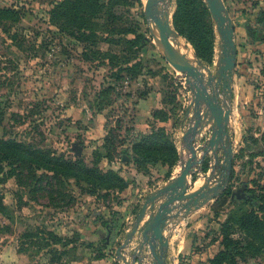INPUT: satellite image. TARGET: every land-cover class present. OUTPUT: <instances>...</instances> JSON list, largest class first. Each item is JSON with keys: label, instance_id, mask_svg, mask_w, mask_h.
<instances>
[{"label": "rangeland", "instance_id": "374dc122", "mask_svg": "<svg viewBox=\"0 0 264 264\" xmlns=\"http://www.w3.org/2000/svg\"><path fill=\"white\" fill-rule=\"evenodd\" d=\"M66 1L0 0L18 17L0 27V139L41 149L50 158L95 163L102 172L113 169L130 183L138 184L139 169L148 176L141 181L148 191L167 172L162 164L138 167L132 146L170 122L179 158L187 157L182 136L192 93L186 75L171 66L151 35L146 0H100L106 7L111 1L119 5L114 16L104 8L91 19L94 44L78 38L73 14L72 22L52 20V10H63ZM194 1L196 24L209 31L204 41L196 35L200 48L186 35L188 25L177 20V0L170 5L172 24L184 53L215 73L220 38L205 0ZM224 1L238 52L229 124L235 174L228 194L173 234L168 264H264V0ZM209 133L207 127L199 135V145ZM1 156L0 194L7 208L0 212V264H126L116 249L140 203L132 209L122 191L91 193L94 187L83 181L59 180L28 164L16 167ZM199 178H190L192 187ZM136 242L124 249L127 257ZM144 261L153 264L149 251Z\"/></svg>", "mask_w": 264, "mask_h": 264}, {"label": "water", "instance_id": "95a60500", "mask_svg": "<svg viewBox=\"0 0 264 264\" xmlns=\"http://www.w3.org/2000/svg\"><path fill=\"white\" fill-rule=\"evenodd\" d=\"M172 1L146 0L144 16L165 59L186 75L192 93L186 113L188 126L182 136L187 157L180 158V170L175 176L150 191L142 201L124 241L116 249L117 259L126 264H145L147 251L153 264H168L167 253L173 236V232L166 234L170 222L178 224L185 216L226 192L231 183L234 149L229 124L238 54L235 25L224 0H205L220 38L217 68L213 73L200 59L190 57L178 48L179 33L172 24L170 10ZM207 127H210V133L199 145L198 137ZM210 153L212 158H206ZM206 160L210 162L207 173L203 170ZM196 173L204 175V182L191 189L190 178ZM134 239L136 245L127 257L124 249L130 247Z\"/></svg>", "mask_w": 264, "mask_h": 264}, {"label": "trees", "instance_id": "16d2710c", "mask_svg": "<svg viewBox=\"0 0 264 264\" xmlns=\"http://www.w3.org/2000/svg\"><path fill=\"white\" fill-rule=\"evenodd\" d=\"M195 1L189 0L186 4L183 0H177L176 17L180 22H185L188 26L185 27L186 35L192 41L195 47L200 48L199 42L196 39V35L202 34L203 41L209 31L200 30L196 24ZM109 5V4H108ZM117 2H112L110 7L102 4L100 0H67L64 3V9L56 11V8L52 10L51 18L55 24H58L60 18H65L68 21L71 14L76 17L77 21L75 30L78 33V38L84 41H91L92 44L96 41L97 36L93 26L91 25V19L99 17L100 11L106 8V11L111 16L113 14L115 6H118ZM14 10L10 8L0 7V27H4L3 21L13 19L18 20V17L14 15ZM89 13L88 19L85 21V13ZM114 16V14H113ZM114 18V17H113ZM72 22V21H70ZM95 23V22H93ZM69 25L68 23H66ZM114 33L118 31L113 28ZM127 32V30H123ZM181 32V31H180ZM74 33V32H72ZM77 35V34H76ZM207 47L210 50L209 42L207 41ZM96 53V52H95ZM169 117H164L162 121H167ZM134 163L146 170L148 165L162 164L169 166V171L166 177L169 178L172 173V169L179 162L178 147L171 138L170 132L164 127L159 126L152 130L148 134L142 135L136 140L132 146ZM0 154L3 159H8L11 165L16 167H22L24 164H28L35 167L36 171L45 169L52 172L60 180L62 177L72 178L76 181H83L87 185L94 188H90L87 191L94 193L97 189L109 191H123L129 186L127 179L118 171L109 169L106 172L99 171L94 163V166L89 167L84 165L80 161L67 160L64 156H52L42 151L41 149L32 148L31 146L17 142L15 140L0 139ZM209 167V161L206 160L203 164L204 171H207ZM33 170V169H32ZM235 174V168L233 167L231 173V181ZM195 175V174H194ZM195 179V178H194ZM41 178L38 179L40 181ZM94 189V190H93ZM230 188L223 194H228ZM6 205L3 203V197L0 194V212L6 211ZM53 237V243L56 244V235L53 232H49Z\"/></svg>", "mask_w": 264, "mask_h": 264}, {"label": "crops", "instance_id": "0c3cea01", "mask_svg": "<svg viewBox=\"0 0 264 264\" xmlns=\"http://www.w3.org/2000/svg\"><path fill=\"white\" fill-rule=\"evenodd\" d=\"M169 123L170 122H168V123L164 122L161 125L164 126L167 130H169L172 127L171 124L169 125ZM179 164H180V158H179L178 164L173 167L171 176L169 178H167V179H162V182H160V183L158 182L156 186H154L153 188H150L148 191L143 187V185H144L143 182L141 183L142 179H144V178L148 179L147 178L148 176H146V172H143V171L137 169L136 172L138 173V180H137L138 184H136L135 182L130 183L129 178H126L127 181L129 182V186L125 190L122 191V195L125 198L124 203H126V205L130 204L132 209H135V207H137L138 203H140V205H141L142 201L144 200V197L150 191L154 190L155 188L163 186L171 177L175 176L178 173L177 168H178V166H180ZM209 165H210V162H209ZM161 167L166 172L169 171V166L162 165ZM198 175H200V178L197 179V181L201 180V182L195 187L191 186V189L200 186L204 182V175H202L201 173H198ZM133 179L136 180V178H133ZM219 197H217L214 200L210 201L209 203H211V204L208 203L207 205L212 206L214 204V202H217L220 199ZM207 205H205V206H207ZM205 206H203L202 208H200L198 210H194L192 213H190L189 215L185 216L181 221H179L178 224H175L173 221H171L169 226L166 229V234H169V233L173 232V234H175V236L176 235L177 236L180 235L182 233V231H183V228H184L183 226L188 224L193 219H196L197 215H199L198 213H200L202 211V209H204ZM127 219H129V217ZM185 229H187V225H186V228H184V230ZM173 244H174V236H172V238L170 240L169 250H172Z\"/></svg>", "mask_w": 264, "mask_h": 264}, {"label": "bare ground", "instance_id": "6f19581e", "mask_svg": "<svg viewBox=\"0 0 264 264\" xmlns=\"http://www.w3.org/2000/svg\"><path fill=\"white\" fill-rule=\"evenodd\" d=\"M177 46H178V48H180L181 50H182V46L180 45V43L177 41ZM182 52H184L183 50H182ZM185 54H187V53H185ZM188 56H190V57H192V55H190V54H187ZM179 170H180V168H178V172H179Z\"/></svg>", "mask_w": 264, "mask_h": 264}]
</instances>
